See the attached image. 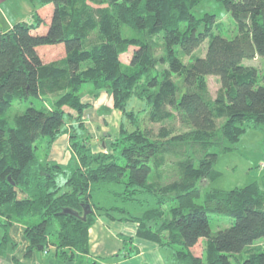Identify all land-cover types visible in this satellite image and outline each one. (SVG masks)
Listing matches in <instances>:
<instances>
[{
    "label": "trees",
    "instance_id": "1",
    "mask_svg": "<svg viewBox=\"0 0 264 264\" xmlns=\"http://www.w3.org/2000/svg\"><path fill=\"white\" fill-rule=\"evenodd\" d=\"M204 1L31 0V17L0 31V255L15 246L9 229L19 223L25 254L54 245L59 259L82 264L103 215L137 223L135 236L157 244L164 264H264L254 244L264 238V178L205 188L218 153L247 126H264V0H214L230 13V36L215 13L194 14ZM44 46L63 53L46 61ZM256 58L260 67L243 64ZM208 75L220 81L213 99ZM102 91L122 118L109 148L95 151L83 97ZM16 100L25 109L1 116ZM174 119L183 130L144 124ZM63 134L65 164L48 157ZM210 214L230 223L212 231ZM119 237L124 256L137 253L132 236Z\"/></svg>",
    "mask_w": 264,
    "mask_h": 264
},
{
    "label": "rangeland",
    "instance_id": "2",
    "mask_svg": "<svg viewBox=\"0 0 264 264\" xmlns=\"http://www.w3.org/2000/svg\"><path fill=\"white\" fill-rule=\"evenodd\" d=\"M31 3V6H30ZM34 10L33 3L31 0H1L0 1V31L7 30L14 22L18 20L20 16H26L23 19H28L31 17V13ZM41 12L43 11L44 15L48 14L47 9L44 11L43 8L39 9ZM204 11H211L217 15L218 21L222 23L218 30L225 36H230L232 31L235 32L234 24L232 23L230 13L223 7V5L214 0H206L201 2L194 9V14L199 16ZM49 18V16H47ZM9 25L8 27H6ZM3 28H6L3 30ZM214 28V27H213ZM231 29V31H230ZM206 47V43H203L201 47L196 51L200 54L204 53ZM132 46L129 47V51H131ZM129 51L126 53L120 54V59L123 62H127L129 58ZM63 53L61 46H44L40 48V54L44 58V60L48 61L52 58H56L61 56ZM184 61L187 59L183 58ZM264 62V59H261ZM260 59L256 58L254 61L252 59H244L243 64H254L260 67L262 65ZM207 82V94L213 99L215 98L217 91L220 87L219 78L215 75H208L206 77ZM85 89V88H84ZM105 92H100L99 94ZM98 94V95H99ZM92 96L91 94L86 93L85 96L93 97L94 99L98 96ZM84 96V97H85ZM130 107L135 109L141 108L143 103H141L136 98H131ZM27 103L23 101H14L7 110L1 115L11 119L16 113H21ZM88 107V106H87ZM109 107V110L106 109ZM114 108L112 106L111 97L106 94V103L98 106L99 113H107L110 112L111 109ZM86 109V108H85ZM84 109V110H85ZM102 109V110H101ZM119 110V109H118ZM84 117V111H83ZM146 117V116H144ZM85 119V118H84ZM109 119V118H108ZM146 119V118H145ZM110 121L112 124L108 127V131L111 133V136H114L116 133V128L113 129L112 126H116L120 129V124L118 126V120L116 118L111 117ZM222 121V119H221ZM86 124V123H85ZM147 127H150L152 131L157 132L158 128L162 124H174L175 132H179L183 130L180 127V123L174 120H165L162 122H150L148 120L144 123ZM119 133V131H118ZM107 137V136H106ZM104 138V137H103ZM101 138V139H103ZM110 139V138H109ZM110 144V143H109ZM109 148V147H108ZM172 163L168 167H166V172L168 175L172 173ZM214 176L206 185L205 188H219V189H230L233 187L245 186L250 183H256L259 186L263 183L264 178V126H247L238 136L235 141V148L233 150H229L226 152H219L216 156L214 166H213ZM202 190V192L205 190ZM223 217L217 216L215 214H210V227L211 230H216L219 227H223L228 225L230 221L222 219ZM123 242V241H122ZM255 245H259L264 248V238H259L254 242ZM205 247L204 239H201L193 248V252L197 255L202 254ZM52 248L55 249V246L52 245ZM124 247L121 249L119 254L114 257L102 255L101 260L99 257L96 261H93L90 257L87 256L83 258L82 264H118L117 259L126 257L124 256ZM150 264V263H148Z\"/></svg>",
    "mask_w": 264,
    "mask_h": 264
},
{
    "label": "crops",
    "instance_id": "3",
    "mask_svg": "<svg viewBox=\"0 0 264 264\" xmlns=\"http://www.w3.org/2000/svg\"><path fill=\"white\" fill-rule=\"evenodd\" d=\"M22 17L26 16H19L18 19H23ZM83 100L89 103L84 110V118L87 132L92 139L93 149L99 151L108 148L110 143L108 135H111L108 127L112 124L110 118H116L119 126L122 118L121 111L112 108L110 112L99 113L98 106L106 103V94L104 93L99 94L95 99L85 96ZM112 127L116 128L118 134L119 128ZM70 156L67 134L60 135L53 141L48 157L65 164L69 161ZM136 230L137 223L135 222L110 220L106 216H98L89 228V250L85 257L96 261L98 257L101 260L102 255L117 256L124 246L119 235L124 234L133 237L132 243L137 248V253L117 259L118 264H164L157 244L135 236ZM9 235L16 244L15 246L8 245L6 252L0 255V264H70V262L59 259L52 246L44 250H33L28 255L25 254L28 241L23 235V226L19 223L10 226Z\"/></svg>",
    "mask_w": 264,
    "mask_h": 264
},
{
    "label": "water",
    "instance_id": "4",
    "mask_svg": "<svg viewBox=\"0 0 264 264\" xmlns=\"http://www.w3.org/2000/svg\"><path fill=\"white\" fill-rule=\"evenodd\" d=\"M86 207H89V205H86ZM85 209H86V208H84V215H85V213L87 212V210H85ZM64 211H65V212H71V210L68 209V208H65Z\"/></svg>",
    "mask_w": 264,
    "mask_h": 264
}]
</instances>
